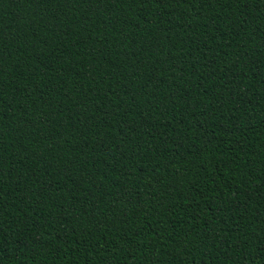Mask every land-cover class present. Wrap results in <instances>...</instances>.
Here are the masks:
<instances>
[{
	"label": "trees",
	"instance_id": "trees-1",
	"mask_svg": "<svg viewBox=\"0 0 264 264\" xmlns=\"http://www.w3.org/2000/svg\"><path fill=\"white\" fill-rule=\"evenodd\" d=\"M0 264H264V0H0Z\"/></svg>",
	"mask_w": 264,
	"mask_h": 264
}]
</instances>
